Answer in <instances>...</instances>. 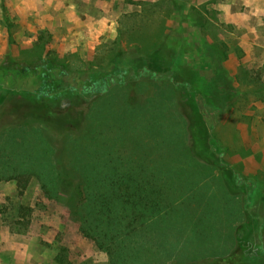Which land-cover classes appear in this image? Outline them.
Wrapping results in <instances>:
<instances>
[{"label": "rangeland", "instance_id": "rangeland-1", "mask_svg": "<svg viewBox=\"0 0 264 264\" xmlns=\"http://www.w3.org/2000/svg\"><path fill=\"white\" fill-rule=\"evenodd\" d=\"M157 1L0 0V96L9 100L0 105V162L6 126L27 114L30 105L55 106L44 99L34 103L29 93L40 90L42 79L40 73L21 74L23 67L51 54L67 69L62 88L80 89L88 72L107 66L117 51L134 53L136 47L140 54H149L168 36L169 52L176 53L175 67L197 71L199 78L193 77V84L200 78L213 83L214 92L185 95L182 99H187L178 103L187 121L202 123L207 164L193 159L177 109L157 99L152 89L139 95L133 86L130 91L116 88L100 98L87 117L109 127L116 146L119 142L127 152L151 153L156 166L163 163L171 171L172 184L186 193V202L177 222L179 231L173 230L165 240L195 258L178 264H213L237 251L236 229L244 220L242 194L227 180L236 172L264 181V0H188L187 9L196 7L192 16L204 19L201 27L193 17L183 22L167 0L160 7L148 6ZM209 47L220 52L222 69L210 60ZM169 52L161 49L163 58L171 59L174 54ZM63 104L70 105V100ZM87 108L81 103L76 111L85 113ZM25 122L23 130L16 128L21 133L39 131L57 148L54 160L59 171L71 174L73 157L62 136L76 126L56 133L40 120ZM29 137L37 145L35 135ZM41 186L31 176L20 195L15 179L0 180V264H59L57 256L64 257L65 264H109L107 254L80 233L69 208L82 197L80 189L62 188L58 198H50ZM21 207L32 208L31 216L21 219ZM26 219L29 224L22 225ZM252 236L244 241L252 239L256 248L260 242ZM254 248L247 249L254 254ZM254 258L241 264H264V256Z\"/></svg>", "mask_w": 264, "mask_h": 264}, {"label": "trees", "instance_id": "trees-1", "mask_svg": "<svg viewBox=\"0 0 264 264\" xmlns=\"http://www.w3.org/2000/svg\"><path fill=\"white\" fill-rule=\"evenodd\" d=\"M187 1L167 0L177 10V16L181 15L183 22L190 21L196 11V7L187 9ZM163 2L167 3L165 0H158L148 6L160 7ZM193 18L197 26H203L202 17ZM169 41L170 38L165 36L149 54H140L136 47L134 49L137 53L117 51L107 66L88 72L80 89L62 88L60 82L67 75V69L51 54L41 58L33 66L23 67L21 74L40 73L42 79L40 90L29 93L30 97H35L32 99L34 103L43 99L51 100L55 106L53 109L49 105H30L27 114L10 122L3 131L0 165L3 166L4 173L1 169L0 180L9 177L15 179L20 195L26 190L31 176L39 180L43 191L50 198H58L62 188L66 191L80 189L82 197L77 203L70 204L69 208L77 217L80 233L107 254L109 264H178L186 260L195 261L183 249L173 246L172 241L169 243L165 240L169 235H174L173 230H178L177 222L182 220L180 211L186 202L183 203L186 193L172 184L171 171H166L162 167L163 163L156 168L155 157L151 153L142 155L136 149H128L127 152L119 142L116 146L114 138L110 137L112 132L107 130L109 127L92 122L87 117L90 108L116 88L127 91L129 86H133L135 94L138 92L139 95L152 89L157 99H164L170 102L171 109H177L176 117L187 141V150L193 159L205 166L207 161L202 154L207 148V141L204 140L202 123L187 121L179 111L178 103L194 97V94L214 92L211 89L213 83L200 78L193 84L192 78H199L197 71L189 66L177 69L174 58L176 53L169 52ZM161 49L174 55H171V59L163 58ZM208 49L210 60L218 69H222L220 52L213 47ZM163 78L164 81L161 80ZM140 83L143 85L141 88ZM194 85L198 88L195 89ZM185 95L187 98L183 100ZM72 98H75V102H72ZM6 99L0 96V105L9 101ZM65 100H70V105L63 104ZM81 103L88 106L85 113L76 111V106ZM17 105L24 108L23 105ZM29 118L42 121L56 133L65 131L69 125L76 126L74 131L68 130L62 136L66 150L73 157L71 174L59 171L54 160L58 150L39 131L21 133ZM33 134L37 145L29 141V136ZM122 150H125L126 155L121 154ZM231 178L227 182L233 190L242 194L244 211V220L236 229L238 252L213 260V264H241L248 262L250 258L264 256V181L257 177H244L236 172L232 173ZM257 207L260 208L258 211ZM32 212V208L21 207L19 217L27 218ZM26 221L22 225L29 224L30 221ZM169 230H172L171 234H165ZM248 235H253L252 238L256 236L259 240L256 248L252 239L244 241ZM250 247L254 248V254L248 251L247 248ZM56 261L65 264L66 260L57 256Z\"/></svg>", "mask_w": 264, "mask_h": 264}, {"label": "crops", "instance_id": "crops-1", "mask_svg": "<svg viewBox=\"0 0 264 264\" xmlns=\"http://www.w3.org/2000/svg\"><path fill=\"white\" fill-rule=\"evenodd\" d=\"M109 95V94H108ZM107 95H105L103 98L105 99V97H106ZM101 100H103V99H101ZM156 168H159L158 166H155ZM244 175V174H243ZM223 180V178H222V176H221V178H220V180L218 179V181H222Z\"/></svg>", "mask_w": 264, "mask_h": 264}]
</instances>
